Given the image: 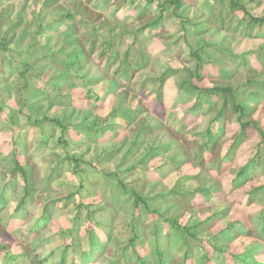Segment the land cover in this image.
<instances>
[{
    "label": "rangeland",
    "instance_id": "1",
    "mask_svg": "<svg viewBox=\"0 0 264 264\" xmlns=\"http://www.w3.org/2000/svg\"><path fill=\"white\" fill-rule=\"evenodd\" d=\"M237 2L0 0V264L91 232L93 264H264V0Z\"/></svg>",
    "mask_w": 264,
    "mask_h": 264
},
{
    "label": "trees",
    "instance_id": "2",
    "mask_svg": "<svg viewBox=\"0 0 264 264\" xmlns=\"http://www.w3.org/2000/svg\"><path fill=\"white\" fill-rule=\"evenodd\" d=\"M231 5H232L234 10L243 9V7L239 6L237 0H231ZM250 19L253 22H255V23L264 24V18H257V17L251 16ZM162 21H163V18L161 16L159 18V20L155 21L152 25L153 26H157ZM187 89L193 95H195L197 93V96L198 95L200 96L201 93L203 92V91L200 90L199 87H197L194 84H192V82L189 83V87ZM217 91H219V92H228L230 90L227 89V88L217 87V88H215L213 90H208V91L206 90L205 92L208 93L211 96L214 93L216 94ZM197 105L198 104H195V107ZM194 110H195V108H194ZM186 119L187 118L185 117L184 121H186ZM247 127H249V124H242V129H243L244 134L246 133L245 131H246ZM254 127L259 129V127L257 125H255ZM14 157H15L16 171H20L22 173V177H24V181L26 182V185H28L29 184V178H28L27 172L22 168V165H21L20 161L18 160V152L14 151ZM16 171H15V173H16ZM245 171H246V169H243L241 174L243 175V173H245ZM28 194H29V191H28V189H26L24 198L21 201V205L23 206V208H26ZM133 194H134V197H135V207L137 208V210H140L142 205L145 203V200L137 192H133ZM0 199H1V201H3L2 198H0ZM260 218H261V222L259 224L261 225V232H262V234H264V209L261 212ZM173 224H176L177 226H179L183 231L187 232V234H189L190 236L193 235L191 233L190 228H188L186 226L182 227V226H180L177 223H173ZM90 239H91V243H90L91 244V249L89 250V252H85L83 254V256L81 258L82 259L81 261L73 260L71 264H93V261H94V258H95V251H101V245L98 243V241L96 240V238H95V236L93 235L92 232H91ZM71 242H73V240H71ZM68 245H70V244L68 243ZM73 245H75V244H73ZM184 245H186L188 247V249H189V245H187V244H184ZM215 249H219V248H215ZM157 250H158L159 255L161 256V259H163V254L164 253L161 252V250L158 247H157ZM145 263H141V264H145ZM60 264H67V261L65 260V258L61 259Z\"/></svg>",
    "mask_w": 264,
    "mask_h": 264
}]
</instances>
